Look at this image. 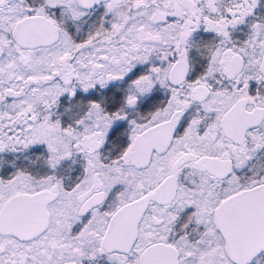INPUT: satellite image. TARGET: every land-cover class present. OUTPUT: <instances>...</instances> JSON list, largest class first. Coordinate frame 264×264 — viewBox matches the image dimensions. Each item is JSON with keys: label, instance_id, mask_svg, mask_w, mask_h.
<instances>
[{"label": "flooded vegetation", "instance_id": "af4514ba", "mask_svg": "<svg viewBox=\"0 0 264 264\" xmlns=\"http://www.w3.org/2000/svg\"><path fill=\"white\" fill-rule=\"evenodd\" d=\"M178 1L0 0V182L33 169L47 186L20 193L54 195L41 234H0L16 246L0 264H140L157 244L178 264H233L215 214L264 183L250 171L264 163V0L241 19L233 0ZM162 186L173 199L149 200L128 252L107 250L111 219L122 248V209Z\"/></svg>", "mask_w": 264, "mask_h": 264}, {"label": "water", "instance_id": "95a60500", "mask_svg": "<svg viewBox=\"0 0 264 264\" xmlns=\"http://www.w3.org/2000/svg\"><path fill=\"white\" fill-rule=\"evenodd\" d=\"M83 8H90L99 2L111 1L120 2L121 0H77ZM43 19V18H42ZM41 25L51 30L53 40L57 35L55 27L48 20H41ZM27 23L23 22L18 26ZM44 31V29L42 30ZM49 42V41H48ZM45 43L41 41V44ZM262 70L264 74V53L262 59ZM204 164L208 172L215 170L209 169L211 161L203 160L197 165ZM230 172V166L223 171V177ZM165 186L159 187L155 193L144 196L133 203L125 206L122 213L132 214L133 223L131 224L132 233H123V247H116V235L114 230L118 223L119 215L111 219L109 233L104 238L107 250L128 252V248L133 244L136 237V226L142 216L149 200H160L165 194ZM162 194V195H161ZM165 201L173 199L174 192L170 193ZM158 197V199H157ZM54 198L50 191L36 193H19L11 197L0 210V234L9 235L17 240H30L41 234L49 222L47 204ZM215 226L224 240L225 252L228 259L233 264H249L258 254L264 252V183L242 190L220 203L215 214ZM129 236V238H127ZM177 251L168 245L157 244L147 248L141 255L140 264H178Z\"/></svg>", "mask_w": 264, "mask_h": 264}, {"label": "rangeland", "instance_id": "374dc122", "mask_svg": "<svg viewBox=\"0 0 264 264\" xmlns=\"http://www.w3.org/2000/svg\"><path fill=\"white\" fill-rule=\"evenodd\" d=\"M206 4H209L210 0H204ZM263 0H233L234 12L233 15L231 14V11L228 10L227 15L233 16V18L241 19L249 16L250 9L255 8L256 5H261ZM172 5H180L178 0H172ZM228 0H218V5H227ZM153 5H167L166 0H153ZM194 5V4H191ZM239 21L234 20V23H238ZM92 29V28H91ZM101 32V27L96 28L94 30L95 34H99ZM101 82V80H100ZM99 82V83H100ZM1 155V154H0ZM34 154H26V162L30 163V167H32L33 160L31 159ZM48 162V161H46ZM34 166V165H33ZM252 173H260L262 180H264V163L257 167L256 169L250 170ZM18 174V173H17ZM17 177L15 181L11 182L10 184H3V182H0V209L2 208L3 204L6 202V200L13 194L20 193V192H31L34 190H38L40 188L46 187L44 182L39 184L38 182L34 181V171L33 169H26L24 172H21V174ZM47 182V181H46ZM231 189L238 187V180L235 178L230 183ZM142 187H138V191H140ZM143 191L138 192V194L142 193ZM194 192H190L185 199V205H189L191 202H194L196 200L195 195H193ZM173 214V213H171ZM12 247H16L13 245L12 240L5 237H0V254L1 252L4 253H12L13 251L10 250ZM7 251V252H6ZM9 257V254H4V256ZM2 256V255H1ZM0 256V257H1ZM1 263V262H0ZM254 264H264V259L261 258L258 261H256Z\"/></svg>", "mask_w": 264, "mask_h": 264}]
</instances>
